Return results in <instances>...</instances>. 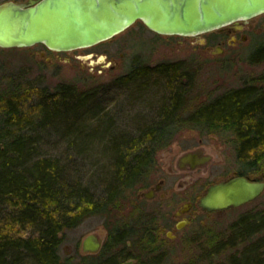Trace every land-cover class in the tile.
<instances>
[{
    "label": "trees",
    "instance_id": "16d2710c",
    "mask_svg": "<svg viewBox=\"0 0 264 264\" xmlns=\"http://www.w3.org/2000/svg\"><path fill=\"white\" fill-rule=\"evenodd\" d=\"M262 61L264 44L258 43L249 62ZM192 82L185 60L148 65L135 59L104 84L60 83L5 98L0 104V264H122L136 258L134 250L146 251L156 225L139 211L136 193L148 185L158 152L184 126L229 133L239 162L259 168L264 74L195 106ZM158 91L161 99L152 113L137 111L133 127L116 128L119 115L131 111L138 98ZM91 180L98 182L92 186ZM127 208L131 215H117ZM96 215L106 229L99 250L62 257L65 232ZM263 230L264 210L241 214L222 240L201 250L200 260L264 264Z\"/></svg>",
    "mask_w": 264,
    "mask_h": 264
},
{
    "label": "rangeland",
    "instance_id": "374dc122",
    "mask_svg": "<svg viewBox=\"0 0 264 264\" xmlns=\"http://www.w3.org/2000/svg\"><path fill=\"white\" fill-rule=\"evenodd\" d=\"M3 1L7 0H0V3ZM259 17L257 15L252 20L251 29L246 26L245 32L248 33V37L245 41L233 44L231 39L226 37L221 55L209 52L207 46L201 45L199 40L190 36L157 34L141 21L134 22L107 40L89 47L74 49L72 52L52 54L45 51L42 57L39 47H0V104L7 97H15L18 91L28 90L31 93V90L34 92L45 86L53 89L60 83H70L77 88L104 84L113 76L131 68L136 59L138 63L148 65L168 60L187 61L193 72V86L189 92L193 97L190 103L193 106L198 105L211 96L239 87L245 81L264 74V61L249 62L252 50L258 43L260 44L263 37L259 31ZM219 36L217 31H209L200 34L199 38L206 37L212 40ZM79 53L87 54L79 59L74 55ZM91 54L94 55L91 57ZM104 55L108 57L101 58ZM48 56L52 62L47 61ZM161 92H156L155 96L150 92L143 94L136 101L138 103L131 106V111L127 110L126 114L119 115L116 128L133 127L134 114L137 111L144 114L152 113L156 109V102L161 99ZM199 139L202 140L205 151L212 157L213 163L208 165L205 173L200 170L181 172L175 165V158L185 147L197 145ZM231 140L229 133H208L196 127L194 129L191 126H184L177 133L173 143L158 152L157 167L149 176L148 185L136 193L138 195L142 191H148L149 185L157 182L159 178L166 179V183L152 199L139 197V211L149 214L155 222V238L152 242H145L146 251L140 253L139 250H134L136 258L122 264H146L147 261L151 264L154 260V264H203L204 262L200 260L201 250L222 240L229 225L241 214L264 210L263 191L254 200L223 210L219 215L204 212L190 225H184L180 229L174 227L173 214L177 207L182 202L192 199L197 204L201 192L210 183L219 181L234 171L245 172L252 178L262 177L264 161L259 168L251 169L247 164L242 165ZM104 163L102 160L101 165ZM91 181L92 186L98 182ZM131 214V208L117 211L118 216L126 217ZM90 233H97L100 240L104 241L106 229L102 217L90 216L77 227L67 230L59 249L60 255L65 257L83 253L82 240ZM219 259L222 260L223 256Z\"/></svg>",
    "mask_w": 264,
    "mask_h": 264
},
{
    "label": "water",
    "instance_id": "95a60500",
    "mask_svg": "<svg viewBox=\"0 0 264 264\" xmlns=\"http://www.w3.org/2000/svg\"><path fill=\"white\" fill-rule=\"evenodd\" d=\"M262 12L264 0H7L0 3V47L42 43L69 51L107 40L136 21L157 34L198 36ZM263 191L264 178L234 175L209 184L198 206L203 211L227 210ZM140 195L151 197L152 190ZM101 244L99 235L90 233L81 251L95 253Z\"/></svg>",
    "mask_w": 264,
    "mask_h": 264
},
{
    "label": "flooded vegetation",
    "instance_id": "af4514ba",
    "mask_svg": "<svg viewBox=\"0 0 264 264\" xmlns=\"http://www.w3.org/2000/svg\"><path fill=\"white\" fill-rule=\"evenodd\" d=\"M258 16H260L259 21H258V26L260 28L259 31L263 35V37L260 39V43L264 44V12L258 14ZM255 17L248 19V20L239 21L238 23L226 25L220 29L212 30V31H217L218 36L220 34L219 37L213 38L212 40H210L206 37H203L202 38L203 41H201V39L199 38L200 35L190 36V37L194 38L195 40H199V43L201 45L207 46V50H209V52H211L213 54L221 55L224 51V48L222 47V45L225 43L226 37H228V39H231V43H233V44H236L238 41L239 42L245 41L247 39L248 33L245 32V28L247 26L249 29H251L250 26L252 25V20H254ZM211 42H213V45H211ZM31 46L41 48L40 49V55L42 57L44 56L45 51H48L52 54L62 52V51H56V50L49 49L42 43H36V44L31 45ZM63 52H72V50L63 51ZM85 54H87V53H82V54L79 53L77 55L76 54H74V55H75V57L81 59V57L85 56ZM93 55L91 54V57ZM107 57H108L107 55H104V57H101V58L106 59ZM111 60H113V59L111 58ZM47 61L52 62L50 56L47 57ZM203 158H207V160L203 161L202 160ZM210 163H213V159L205 151V148H204V145H203L201 139H199V143L197 145L192 146V147H185L184 149H182L180 151V153L177 155V157L175 158V165L178 167V170H180L181 172H184V171L190 172V171L200 170L203 173H205L207 171V167ZM234 175H240V172L237 173V171H234L232 174L225 176V178H223L219 181L225 180V179H227L231 176H234ZM245 176H247V175L245 174ZM260 178H264V173L262 174V177H260ZM219 181H216V182H219ZM190 182H191V179L188 180V183H190ZM164 183H166V179L159 178V180L157 182L149 185V189L152 190V196L151 197H144V196L140 195V193L137 196L140 198L143 197L145 199H152L155 196L156 192H158L161 189V187L164 185ZM213 183H215V182H213ZM207 186H206V188H207ZM206 188L203 190V192H201V195L204 193ZM161 196H164V194H161ZM200 196H199V198H200ZM188 203H189V205H187ZM204 212H207V213L209 212V214L213 213V214L219 215L220 213L223 212V210L203 211L198 206V201H197V204L194 203L193 199L188 200V201H184L177 207V210L173 214L175 216L174 217V219H175L174 227L177 229H180L184 225H190L197 218H199L201 213H204Z\"/></svg>",
    "mask_w": 264,
    "mask_h": 264
}]
</instances>
